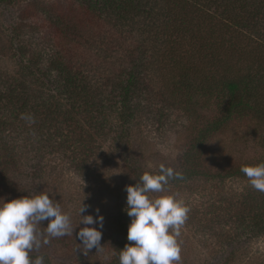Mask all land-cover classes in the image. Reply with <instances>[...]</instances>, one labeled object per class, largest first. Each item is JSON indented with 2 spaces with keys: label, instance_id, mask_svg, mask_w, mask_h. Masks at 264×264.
Segmentation results:
<instances>
[{
  "label": "trees",
  "instance_id": "16d2710c",
  "mask_svg": "<svg viewBox=\"0 0 264 264\" xmlns=\"http://www.w3.org/2000/svg\"><path fill=\"white\" fill-rule=\"evenodd\" d=\"M51 8L39 46L47 39L52 52L28 45L21 68L0 74L1 167H17L21 148L20 159L41 161L40 176L58 168L97 183L107 142L126 150L137 126L169 115L204 118L213 104L219 116L192 139L169 186L199 180L220 188L187 221L226 237L218 264H264V251L244 246L264 243V193L241 172L264 162V154L228 171L201 161L209 138L238 121L256 125L253 137L264 151V0H65ZM230 183L244 184L227 191ZM125 208L111 264L130 243Z\"/></svg>",
  "mask_w": 264,
  "mask_h": 264
},
{
  "label": "rangeland",
  "instance_id": "374dc122",
  "mask_svg": "<svg viewBox=\"0 0 264 264\" xmlns=\"http://www.w3.org/2000/svg\"><path fill=\"white\" fill-rule=\"evenodd\" d=\"M64 1L31 0L9 7L0 6V74L16 73L22 65L20 53L27 55L26 60L31 54L29 46H37L40 49V37L44 36L49 28L50 21L46 14L50 13L53 5H62ZM44 42L47 45L44 43L40 51L46 55L48 51H52L48 40L45 39ZM201 116L204 118L182 116L181 119L169 115L161 118V121L155 120L154 124L149 122L137 126L126 150L115 147V142L110 140L104 146L105 165L101 164V181L97 183L88 184L69 171L62 172L58 168L45 177L40 176L41 161L36 158L33 161L32 158L20 159V153L24 150L18 148V164L17 160L15 161L17 167L12 165L5 169L0 165V199L8 202L24 196L32 197L42 191L47 192L50 198L61 204L64 212L70 214L73 227L72 235L48 237L49 242L42 243L38 251L34 249L30 254L31 258L34 260L37 256H43L44 264H111L116 258L119 215L127 196L125 187L134 186L136 180L145 172L159 174L161 165L173 169L174 172L181 171L185 153L189 150L192 139L215 120L219 112L211 104L209 110ZM249 124L246 121L235 122L223 134L209 138L203 149V167L212 171H228L261 158L264 151L258 144L259 139L253 137L259 129L257 130L255 124ZM253 129L257 130L254 134ZM128 161H131V165ZM46 163L48 165V161ZM138 167L141 168L140 171L136 169ZM243 184L230 183L226 190L242 187ZM214 185L199 180L178 186L168 184L164 192H151L149 196L155 199L178 194V198L185 202L190 212H203L212 198L216 197V193L221 191ZM81 203L89 206L82 215H93L95 219V210L99 209V214L104 217L101 239L103 248L100 251L95 248L88 251L77 239V233L84 227L80 225ZM200 217L204 219L203 216ZM47 223L45 221L38 226V231L46 232ZM215 228L218 229L217 226ZM179 240L181 264H218L217 256L224 253V246L227 245L226 237L218 240L212 233L205 230L203 232L190 221H186L182 226ZM244 246L252 251L257 248L259 252L264 251L262 241ZM219 257L223 258L224 254ZM260 261L261 259H256L251 261V264H260Z\"/></svg>",
  "mask_w": 264,
  "mask_h": 264
},
{
  "label": "clouds",
  "instance_id": "9594fccd",
  "mask_svg": "<svg viewBox=\"0 0 264 264\" xmlns=\"http://www.w3.org/2000/svg\"><path fill=\"white\" fill-rule=\"evenodd\" d=\"M22 119L34 123L31 116ZM241 172L250 185L264 193V162L254 166H243ZM181 174L160 166L159 174L145 172L135 185L125 187L126 214L131 218L127 241L119 251V264H181V228L188 219L190 208L178 194L152 199L151 192H164L169 180ZM0 203V264H44V257L31 258V252L39 250L48 237H63L73 234L70 214L62 210L61 204L50 198L47 192L24 196ZM81 203L79 208L80 228L77 239L88 251H100L104 217L96 209L93 215H82L88 210ZM47 221L46 232L38 226ZM93 225H97L93 226ZM91 226V227H90ZM43 237V240H42ZM134 242V243H131Z\"/></svg>",
  "mask_w": 264,
  "mask_h": 264
}]
</instances>
